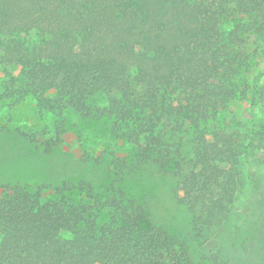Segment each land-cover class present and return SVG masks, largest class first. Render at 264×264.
Returning a JSON list of instances; mask_svg holds the SVG:
<instances>
[{"label": "trees", "instance_id": "obj_1", "mask_svg": "<svg viewBox=\"0 0 264 264\" xmlns=\"http://www.w3.org/2000/svg\"><path fill=\"white\" fill-rule=\"evenodd\" d=\"M0 71V99L31 97L51 116L47 140L28 138L45 153L67 113L133 149L107 158L99 186H2L0 264H194L161 226L146 228L125 178L148 165L176 179L200 237L226 218L249 159L264 164V0H0ZM237 101L250 120L223 116Z\"/></svg>", "mask_w": 264, "mask_h": 264}, {"label": "rangeland", "instance_id": "obj_2", "mask_svg": "<svg viewBox=\"0 0 264 264\" xmlns=\"http://www.w3.org/2000/svg\"><path fill=\"white\" fill-rule=\"evenodd\" d=\"M232 26L226 22L222 30L229 31ZM246 46L253 50L252 37L247 39ZM257 66L262 68L263 64ZM11 70L18 76L17 70ZM3 80L0 71V81L4 83ZM98 104L106 105V99L99 98ZM251 112L247 102L237 101L227 107L223 116L245 121L250 120ZM65 117L68 129L61 136V143L45 153L28 138L39 131L38 142L47 140L50 134L43 133L50 128L51 116L37 111L34 98L0 99V188L8 184L53 186L66 180H84L99 186L105 179L110 155L132 157V147L109 136L106 127L87 124L72 113ZM183 142H187L186 137ZM186 147L187 143L184 153L189 159ZM101 155L100 165L91 163ZM259 160L255 154L243 166L239 188L226 218L200 237L192 231L191 215L172 195L176 179L162 176L146 165L126 177L124 187L147 207L146 228L153 224L161 226L186 246L194 264H264V164Z\"/></svg>", "mask_w": 264, "mask_h": 264}]
</instances>
